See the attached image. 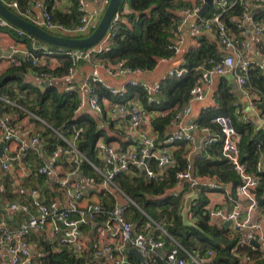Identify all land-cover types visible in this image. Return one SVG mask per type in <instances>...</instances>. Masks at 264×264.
Here are the masks:
<instances>
[{
    "label": "built area",
    "instance_id": "2783aa9c",
    "mask_svg": "<svg viewBox=\"0 0 264 264\" xmlns=\"http://www.w3.org/2000/svg\"><path fill=\"white\" fill-rule=\"evenodd\" d=\"M8 8H14L19 12L20 16L39 25L45 30L57 32L55 35L65 36L69 38H81L89 35L95 28L101 9L104 7L103 1L99 3V7L94 11L88 10L86 7L87 0H77L76 11L78 13L77 21L72 23H63L54 20L51 11L47 8L44 0H34L21 8L18 0H1ZM204 0H196L191 6L182 9L185 16L193 18L192 34L197 36L201 33L215 32L217 48L220 58L216 61L210 60L209 67L200 66L202 73L198 81L190 88L189 101L201 100L205 97L206 92L212 82L214 74L224 75L232 74L235 81L243 93L247 97L250 108L255 111L260 118L264 120V109L257 105L259 99V91L249 83V72L253 68H258L264 73V54L257 53L258 60H248L245 57V38L250 34H264V17L253 19L251 16L252 7H264V0H213V5L218 7V12L212 14H204L199 16L198 13ZM31 4L39 7L40 20H35L32 16ZM72 0H52L51 6L63 14H69L73 6ZM212 5V6H213ZM241 7V14L236 19V30L230 28L224 21L223 15L233 6ZM209 10V9H208ZM126 11L118 10L106 32L103 34L97 44L86 48H69L61 52L50 50L40 41L32 42V35L26 31L11 25L8 21L0 16V26H8L14 29L15 35L25 37L34 44L33 50H29L22 41L14 40L7 32L0 31V75L4 71L12 67L20 65L21 61L29 63L31 66L39 67L38 77L40 81H56L62 76H56L53 71L62 65L60 55H67L70 60L65 78H73L76 67L81 62L92 63L94 57L109 48L112 39L118 28V21L122 14ZM180 32V25L172 31L175 37ZM54 34V33H53ZM175 46V45H174ZM8 52L6 55L5 53ZM176 52V46H175ZM160 57L157 59L154 67H158L161 63L171 60L175 55ZM153 67V68H154ZM111 76H127L128 87H139L142 89L147 103L157 101V97L164 85V81L170 77H181L188 70L184 67H172L167 73L160 78L147 82L139 80V76L144 75L152 69H143L139 67H131L125 64L124 60L116 63L94 64L90 73H88L80 83L75 87L69 86L66 91L75 90L78 96V103L74 112H78L85 106L89 107L96 113L104 112V103L107 101L105 96L99 94L98 87L107 91L108 94L114 96H125L128 89L124 86H114L102 77L100 70ZM5 71V72H6ZM18 99L23 100L24 95H20ZM0 102L13 104L8 95L0 96ZM18 108L27 115L30 123H42L47 128L54 130L41 117L21 105ZM4 105L0 103V142L3 143L2 155L0 156V170L7 172L14 169L15 164L22 159L30 150L39 148L45 141L44 134L35 131L33 128L27 129L19 122L7 118L3 114ZM170 124H177V130L171 132L162 144H172L177 141H185L194 143L195 137L191 133L198 130L203 133L195 143V149H200V154L208 156L207 146L213 142H221V154L229 160L233 169L238 173L241 184L236 190L237 199H230L232 207L229 210L220 208L209 209L210 219L216 223L224 224L229 220L228 226L232 236L236 237V246L243 244H251V241L258 243V248L264 256V226L258 221L252 219V213L258 209L255 196V188L259 183V176L247 170L246 165L239 159V133L234 128L230 117L225 115H216L211 118V122L216 125L217 131L210 126H199L197 123H190L187 126L181 125V120L189 112V107L183 105L176 109ZM107 112L110 116L128 117L129 126L136 134L138 145L132 146L125 153H118L116 146L113 144H99L96 150H100V161L102 167L89 162L94 171L99 175V185H96L94 176H83L84 181L90 185L103 187H111L118 194H121L124 201L115 202L111 209H106L102 205L96 203L87 206L85 209L78 207V201L85 198L86 191L82 189L80 182L76 179L81 175L80 166L86 158L77 147V137L82 130L78 128L74 135L70 138L64 136L62 132L54 130L56 134L65 141L66 145L56 147L52 151V158L56 159L64 156L71 164L69 173L61 178L55 175L51 181V185H60L66 187L68 178L73 176L72 186L67 190L69 201L67 207L59 209L56 200L45 201L37 189L30 191L31 201H9L2 202L1 195L6 189V185L0 181V264H36L32 261L30 254V245L27 239L29 231H43L47 224L53 222L51 231L58 235L59 243L62 245H78L80 240V226L88 224L90 218L94 215H107L104 220L105 227L111 231L112 237H117L119 244L115 247V255L108 264H133L129 255L125 251L127 247H133L140 251L145 258V264H148L153 253L166 246V240L157 238L148 231H134V225L127 217V210L130 204L136 206L135 202L130 199L115 183V176L124 171L127 172L132 168L142 169L144 167V176L149 180L158 178L159 171H163L173 163L170 152H163L161 155L156 154L155 145L157 132L153 127V118L148 114L139 97H127L125 102H116L109 104ZM237 120L243 123L251 122L246 114L237 113ZM46 128V129H47ZM22 136L26 139L22 140ZM22 141V142H21ZM13 144H17L13 147ZM146 159V162L144 161ZM152 159L155 161V168L150 167L147 161ZM54 163L50 160L47 164L39 166L33 170L30 175L38 176L53 172ZM257 171L264 170V155L260 154L256 160ZM14 175V174H12ZM187 181V189L183 192L175 189L170 193L173 195H182V198L192 192L197 193L196 187L202 185L208 188H219L218 184L212 182H202L192 176L191 166L188 164L184 171L177 173V183ZM44 192V190H43ZM241 199L246 201V213H242ZM259 210V209H258ZM12 211H18L20 216H26L17 225L12 226L6 220L7 214ZM77 213V217L73 218L72 214ZM172 242H175L171 236H168ZM176 243V242H175ZM252 245V244H251ZM114 247L111 245H103L98 249L97 254L104 251L111 252ZM7 254V257L5 256ZM211 255L212 252L208 251ZM166 264H203L195 255L184 249L176 243L171 246L165 254ZM243 264H251L252 258L249 255L242 257ZM42 264V261L37 262Z\"/></svg>",
    "mask_w": 264,
    "mask_h": 264
},
{
    "label": "trees",
    "instance_id": "16d2710c",
    "mask_svg": "<svg viewBox=\"0 0 264 264\" xmlns=\"http://www.w3.org/2000/svg\"><path fill=\"white\" fill-rule=\"evenodd\" d=\"M33 1L18 0L21 8H24L27 3H33ZM124 1L128 3L132 12L120 16L111 45L107 50L98 53L97 56L107 63L124 60L125 64L131 67L152 69L158 58L174 54L175 46L172 41L174 37L172 31L179 22L177 11H181L189 3L187 0ZM44 2L51 11L54 20L67 24L77 21V0H72L74 5L69 14H63L52 7L51 0H44ZM240 14L241 7L236 5L224 13L223 19L230 28L236 30L237 23L232 18L237 19ZM261 16H264V12L258 13V17ZM40 42L49 45L50 50L57 52L69 49L43 41ZM198 42V47L188 50L184 56L183 67L188 71L181 77L167 78L157 101L147 103L146 97L139 87H129L128 93L131 96L139 97L146 109L164 110L174 106L182 107L189 101L190 88L198 81L202 73L200 66L209 67L211 65L210 60L216 61L220 58V53L214 43L204 37H200ZM60 57L62 65L53 71L56 76L66 75L70 66L67 55L61 54ZM28 66L30 64L21 61L20 65L12 67L0 75V95L6 92V84L11 79H16L21 84V90L30 88L31 97L28 98V103L31 104L30 110L54 130L62 132L65 137L70 138L78 128L82 127L76 144L86 160L82 161L80 170L83 175H91L96 178V181L99 180V175L89 162L98 167L101 166L97 157L96 142L102 133L96 128L95 122L86 115L80 118L74 117L78 103L77 92L75 90L61 91L54 83L43 86L42 90L39 87L30 86L19 76L26 73ZM33 68L40 70L39 67ZM249 83L259 91L260 97L257 100V105L264 109V73L258 68H253L249 72ZM7 91L10 96H14L13 92ZM98 91L99 94H108L106 90L100 87H98ZM214 97L216 106L206 109L197 120V124L201 127L210 126L217 131V127L211 122V118L216 115L230 117L240 136V162L246 165L248 171L259 176L255 196L258 209L264 213V170L257 171L256 169L258 156L264 155V127H257L250 122L243 123L237 120L235 97L227 86L218 87ZM173 114L174 112H169L164 116L154 118L153 127L158 135L156 143L161 141L162 144L171 134L168 129ZM54 130L47 128L43 133L45 141L51 146V150L66 145L65 141L60 139ZM174 144L178 145V149L173 154L174 163L166 169L165 175L161 178L148 180L143 175L130 176L124 171L115 176L114 181L117 186L136 204V206L130 204L127 213L131 214L132 219L138 217L145 220H148V217L153 219L165 231V234L161 233L159 238L166 240L168 249L178 243L190 253L195 254L200 260L207 258L208 261H204L206 264H243L242 257L244 255H249L252 258L251 264H264V256L258 248L251 244L236 246L237 238L232 236L229 227L211 221L208 210L205 208L208 202L205 193L210 191L208 187L202 185L196 187L199 198L194 202L190 212L193 221L199 228L183 225L180 215L182 195L166 194L167 189L176 185L177 173L184 171L189 164V160L184 156L186 142L177 141ZM207 154L208 156L199 154L195 158L192 164L193 175L197 178H215L220 184H230L231 194L236 196V190L241 184V179L229 160L221 154V142L216 141L207 146ZM153 162L152 159L149 161L150 164ZM135 170L137 171L136 168ZM186 189L187 186L185 185L182 192ZM157 231L161 232L160 230ZM168 236H171L176 243L172 242ZM169 242L170 244H168ZM67 246H62L58 252L52 253L50 257H42V264H81L80 259ZM208 251H211L212 254L209 255ZM130 257L133 259V256L130 255ZM136 262L139 264L138 260ZM152 262L150 261L148 264H152ZM156 263L163 264L160 258H156Z\"/></svg>",
    "mask_w": 264,
    "mask_h": 264
},
{
    "label": "crops",
    "instance_id": "0c3cea01",
    "mask_svg": "<svg viewBox=\"0 0 264 264\" xmlns=\"http://www.w3.org/2000/svg\"><path fill=\"white\" fill-rule=\"evenodd\" d=\"M101 0H87L86 7L90 11H94L99 7V3ZM189 5L191 6L195 0H187ZM97 3L96 8H91L90 5H94ZM31 10H32V16L35 20H40V9L39 7L31 4ZM187 7V6H186ZM210 9V8H209ZM127 13L132 12L130 7H128L125 10ZM264 12V7L262 6H256L252 7L251 10V16L254 19H260L264 16L258 17V13ZM179 22L178 25H180V32L178 35L173 37L172 41L174 45L176 46V52L175 55L171 58L170 61L161 63L158 67H154L149 72L145 73L144 75L139 76V80H144L147 82H152L153 80H156L160 78L162 75L167 73V71L172 67H183L184 63V56L188 52V50L192 48H196L199 45L198 39L200 37H204L207 40H209L211 43H214L217 46L216 36L215 32L211 31L210 33H201L200 35H193L191 28L193 24V18L187 17L183 14L182 10L177 11ZM232 20L236 21V18H232ZM13 33L14 29L12 28ZM15 34V33H14ZM11 36V35H10ZM14 40L15 38L11 36ZM31 41V40H29ZM34 43L38 42L37 40L33 41ZM245 57L248 60H258L257 53H263L264 54V34L263 35H255L250 34L248 37L245 38ZM34 47V44H32ZM27 48H29L27 46ZM102 62H99L97 60H94L92 63H86L81 62L77 67L75 71V75L73 78H65V75L61 78L54 81L55 85L58 87L59 90L63 91L67 89V87L72 86L75 87L78 83L82 81V79L90 73L92 67L94 64H101ZM102 64H108L107 62ZM185 68V67H184ZM6 71V70H5ZM4 71V73H5ZM101 75L103 78L106 79L108 83L114 86H124L126 90L129 88L127 86V76H111L108 75L104 69L101 68L100 70ZM214 76V75H213ZM213 76H212V82H213ZM25 82H30L31 77L27 76L26 73H24L23 77ZM40 81V80H39ZM211 82V83H212ZM217 84L215 91L218 87L227 86L229 90L234 94L235 97V112L236 114L238 112L248 114L245 112V110L242 108V103L238 101L235 95L236 90L242 91L240 89L235 81L234 76L232 74H224L219 75L217 78ZM211 85V84H210ZM39 88L41 89L43 85L38 83ZM210 90V86L206 92V95L208 91ZM243 92V91H242ZM215 93V92H214ZM127 94L129 97H137L136 95L131 96L128 91ZM102 96H105L107 98V101L104 103V112L102 113H96L89 109V107L85 106L78 112L74 113L75 118H80L81 116L86 115L88 118L92 119L95 124L96 128L101 131L102 136H100L97 139L96 147L99 144H113L116 146V149L118 153H125L127 152L132 146L138 145V139L136 134L131 130L129 126V120L128 117H120V116H110V114L107 112L109 104L114 103V95L110 94H101ZM205 95V96H206ZM142 102V101H141ZM192 101L186 102L184 105L189 107V112L183 116L181 120V125L187 126L190 123H197V120L200 118L201 114L206 110L210 109L216 106L215 97L214 94L212 95V101L209 103V105L203 106L199 108L198 114L196 117L187 118V115H189L192 112L191 107ZM5 106L3 109V114L5 110ZM181 108V107H179ZM177 106H174L169 109L159 110L157 108L148 109V114L154 119L159 116H164L169 112H176V109H179ZM252 110V109H251ZM253 111V110H252ZM254 114L257 115V118L255 119H249L252 125L256 126L258 119L260 118L258 114L253 111ZM174 115V114H173ZM4 116H6L4 114ZM7 118H11L13 121L20 122V124L27 128L31 129L33 128L35 131L40 132L41 134L45 132L46 126L42 123H36L32 124L30 123V119L24 115V113H18L11 116H6ZM249 118V117H248ZM173 119V117H172ZM171 119V121H172ZM178 123L177 124H170V128L168 131L173 132L177 130ZM195 137L194 143H188L186 142L185 148L186 152L184 156L189 160V164L191 166V173H192V164L193 162L190 160V154L196 150L194 145L197 142L198 138V130H194L191 132ZM26 139V137L22 136V140ZM22 142V141H21ZM17 144H13V147H16ZM178 149V145L172 143V144H161L160 142H157L155 145V152L158 155H161L163 152H170L172 155V158L174 157V152ZM52 151L51 146L47 144L46 141L37 149L30 150L22 159H20L14 166V169H10L6 173L0 170V181H2L6 185L5 191L1 195L2 202L6 203L9 201H24L28 202L31 201L30 197V191L32 189H37L40 193V196L45 200H56L59 204V209H64L67 207L69 196L67 195V190L71 188V184L73 179V176H70L68 178L67 186L61 187L60 185H51V181L54 179L55 175H59L61 178H64L70 170L71 164L64 156H60L59 158L53 159L52 158ZM97 151V150H96ZM29 154H32V157H28ZM100 150L97 151V157L99 161L100 167H102V163L100 161L101 156ZM50 160L54 163V169L53 172L44 174V175H38L33 176L30 175V173L35 170V168L47 164ZM149 159L147 161V164L155 168V161L150 164ZM174 163V159H173ZM171 163V165H173ZM169 165V166H171ZM168 168V167H167ZM163 171H159L157 176L158 178H161L165 175L166 169ZM137 169V168H136ZM135 168H132V170L127 171V173L131 175H143L142 169H137L135 172ZM14 174V175H12ZM85 175H78L76 179L80 182L81 187L83 190L86 191L85 198L78 201V207L85 209L87 206H91L93 204H100L106 209H111L115 202H121L124 201L123 197H120L119 194L114 190L111 189V187H103L100 188L99 186L90 185L84 181L83 177ZM91 176V175H89ZM192 176L196 179L201 180L202 182H212L215 184H218L220 186L219 188H210V191H207L205 193L208 202L205 205V208L207 210L209 209H215L220 208L222 210H229L232 207V202L230 199H237V196H234L231 194V185L230 184H220L215 178H197L193 175ZM96 179V178H95ZM96 185H99V180H97ZM187 186V181H181L180 184L176 183L175 186L167 189L166 194H169L171 190L175 189L177 191L183 190L184 186ZM44 190V192H43ZM183 200V199H181ZM241 206H242V213H246V201L244 199H241ZM77 213H73L72 217L76 218ZM128 219L132 222L134 225V231H148L149 233L155 235L157 238L161 237V233L165 234V231L162 229V227L155 222L153 219L148 217V220H145L141 217L132 219L131 214L127 213ZM26 218V216H20V213L18 211H12L6 216V220L9 222L10 225L15 226L18 224V222H21ZM131 218V219H130ZM189 218L193 220L192 214L189 213ZM252 219L258 220L263 226H264V213H262L260 210H255L252 213ZM105 217L103 215H94L90 218V221L88 224L81 225L80 226V240L78 245H68L67 247L72 250L75 256L80 259L81 264H108L111 259L114 257L116 251L115 247L119 244L117 237H112L111 231L108 230L104 225ZM212 222H215V220L211 219ZM53 222H50L47 224L46 228L43 231H29L27 234V239L30 245V254L32 257V261H34L36 264L37 262H40L41 258L44 256H48V254L58 252L60 250L59 245V238L58 235L54 234L51 231ZM160 230L161 232L159 233ZM49 241H54V243H49ZM171 242V241H170ZM170 242L168 244H170ZM44 243V247L42 245ZM103 245H111L114 247V250L111 252L104 251L102 254H97V251L99 248H101ZM255 247V246H254ZM127 248H125V251ZM44 250L43 252H41ZM168 251V248L165 246L159 250H157L152 255L151 261L152 264L156 263V258H160L165 263V254ZM129 255V259L133 264H136V260H138L134 255H131L127 252ZM133 256V259L130 257ZM5 256L7 257V254L5 253ZM48 256V257H50ZM203 264H206L204 261H208L207 258L201 259ZM139 264L140 261L138 260Z\"/></svg>",
    "mask_w": 264,
    "mask_h": 264
},
{
    "label": "water",
    "instance_id": "95a60500",
    "mask_svg": "<svg viewBox=\"0 0 264 264\" xmlns=\"http://www.w3.org/2000/svg\"><path fill=\"white\" fill-rule=\"evenodd\" d=\"M122 0H108L107 5L104 9V12L95 26L94 30L87 36L81 38H69L65 36H59L47 32L45 29L39 25L25 19L24 17L18 15L16 12L8 8L0 0V16L8 21L15 27H18L30 35L36 37L37 41H43L52 45L67 47V48H86L95 45L106 32L110 21L114 17L115 13L119 10V5ZM213 0H204V3L199 11L198 15L203 16L207 13L208 9L212 7ZM1 52V51H0ZM6 55L8 52L5 53ZM9 76V75H8ZM20 77H24V74H20ZM40 84L43 86L51 84L49 81H40ZM198 144V140L196 142ZM2 146L3 143L0 142V156L2 155ZM146 162V159H144ZM142 173H145L144 167H142ZM82 175V173H81ZM199 196L197 193L192 192L183 197L182 208L180 211L182 223L184 226L199 228L193 220L189 218V213L191 212L192 206ZM230 221L227 220L224 222V225L227 227L230 225ZM251 244L255 247H259L258 243L251 241ZM127 252L131 255H134L141 264H145V258L140 253L139 250L133 247H127ZM50 256V254H48Z\"/></svg>",
    "mask_w": 264,
    "mask_h": 264
},
{
    "label": "rangeland",
    "instance_id": "374dc122",
    "mask_svg": "<svg viewBox=\"0 0 264 264\" xmlns=\"http://www.w3.org/2000/svg\"><path fill=\"white\" fill-rule=\"evenodd\" d=\"M196 1V0H195ZM107 2L108 0H104L103 1V5L104 7L101 9V14L99 15V17L101 18L103 12H104V9L107 5ZM52 4V0H51V3ZM91 8H96L97 7V3L94 4V5H90ZM128 3L125 2L124 0H122L120 2V5H119V10H122V11H125L127 8H128ZM12 11L16 12L18 15H19V12L14 9V8H11ZM218 7L214 4L212 7H210L209 11L207 14H212V13H215V12H218ZM24 17V16H22ZM99 18V20H100ZM98 20V21H99ZM98 23V22H97ZM12 25V24H11ZM11 25H8V26H0V31L1 32H7L9 35L13 36L15 38L16 41H22L26 44V46L29 47V50H33V45H32V42L37 40L36 37L32 36V42L29 41V39L25 38V37H22V36H18L17 34L15 35L13 33V30H12V27ZM97 25V24H96ZM44 29V28H43ZM47 32L49 33H54V34H57V32L55 31H51V30H46ZM97 44V43H96ZM47 47H50L49 45L45 44ZM94 60H97L99 62H102V63H105V61H103L102 59H100L97 55L94 57ZM29 64V63H28ZM34 66H28L27 70H26V75L31 77V81L29 82L30 86H35V87H39L38 86V83H40V79L38 77V70H35L33 68ZM231 75V74H230ZM233 76V75H232ZM219 77L218 74H214L213 76V82L211 83L210 85V90L208 91L207 95L201 99V100H193L192 101V104H191V107H192V112L187 115V118H191V117H196L197 114H198V110L199 108L203 107V106H206V105H209V103L212 101V95L214 94L215 92V88H216V84H217V78ZM50 83H54V81H49ZM18 84V85H17ZM55 84V83H54ZM21 84H19L18 81H16V79H11L7 84H6V92H3L1 93L0 96H4V95H8L9 98L11 99V101L13 102V104H10V103H6V102H0L2 103L6 108L4 110V114L6 116H11V115H15V114H18V113H22V111L18 108V105H21L27 109H30L31 108V104L28 103V98H30V88H25L23 90H21ZM43 89V86L41 88V90ZM7 90H10L11 92L14 93V96H10V94L8 93ZM20 95H24L25 98L23 100H20L18 99L19 97H21ZM235 95H236V98L238 99L239 102L242 103V108L245 110V112L248 114V117L249 119H255L257 118V115L253 113V111L251 110L250 106H249V103H248V100H247V97L245 96V94L240 91V90H236L235 91ZM127 97L128 94L126 93L125 96H115L114 97V103L116 102H125L127 100ZM27 117V115H25ZM20 123V122H19ZM257 127H264V120L262 118H259L258 119V122H257ZM194 131V130H193ZM198 138H201L203 133L201 131H198ZM200 154V149H196L194 150L191 154H190V160L193 162L195 160V158ZM33 155L32 154H29L28 157H32ZM120 197H122L121 194H119ZM49 243H54V241H49ZM43 247H44V243H42ZM62 246L64 245H59L60 249L62 248ZM44 250H42L41 252H43Z\"/></svg>",
    "mask_w": 264,
    "mask_h": 264
}]
</instances>
